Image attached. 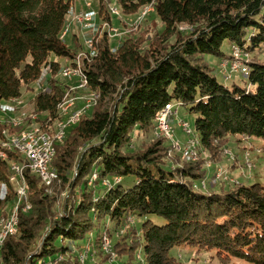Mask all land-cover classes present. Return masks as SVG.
Returning <instances> with one entry per match:
<instances>
[{
  "label": "trees",
  "instance_id": "1",
  "mask_svg": "<svg viewBox=\"0 0 264 264\" xmlns=\"http://www.w3.org/2000/svg\"><path fill=\"white\" fill-rule=\"evenodd\" d=\"M77 1L0 0V114L4 102L21 99L24 90L34 92L38 84L42 89L33 100L43 127L60 119L65 96L56 78L60 59L69 62L78 54L62 33ZM108 4L98 0V11L103 21L112 22ZM117 4L125 15L154 6L163 29L152 38L150 31L125 38L116 51L104 33L97 54L84 61L90 87L101 95L97 110L56 145L52 169L57 179L50 187L25 170L32 208L19 215L18 233L5 240L1 263L81 264L77 257L59 260L70 253L69 243L80 247L92 231L100 241V230L113 234L127 226L128 234L115 245L118 255L128 259L125 264L133 260L137 244L146 264H178L171 251L183 246L264 264V184L204 193L195 184L206 171L196 164L167 166L160 142L141 153L126 152L133 132H150L169 104L195 116L201 146L211 154L229 137L264 141V0ZM182 26L191 30L183 33ZM225 44L244 54L245 86L220 82L207 61V56L231 58ZM45 69L48 77L42 79ZM7 127L0 117V139ZM94 174L98 178L89 186ZM11 175L9 163L0 159V180L14 191ZM151 216L166 224L157 225ZM131 218L146 221L130 227ZM129 236L137 237L135 246L128 244Z\"/></svg>",
  "mask_w": 264,
  "mask_h": 264
},
{
  "label": "rangeland",
  "instance_id": "2",
  "mask_svg": "<svg viewBox=\"0 0 264 264\" xmlns=\"http://www.w3.org/2000/svg\"><path fill=\"white\" fill-rule=\"evenodd\" d=\"M87 3L92 4L91 11L97 15V18H95L94 22L97 25L96 28H99V31L97 30L96 33L97 41L95 40L93 49L94 52L104 33L108 34L109 39L112 42V49L113 51H116L125 38L139 37L143 31H150L151 33L150 35H147V37L152 38L154 33L163 29V24L157 17L154 6L145 7L135 15H125L118 6L117 0H109L108 9L113 17V21L108 22L103 21L99 14L98 0H79L71 9L66 21L64 30L69 28L70 31L64 39L62 38L68 47L77 49L78 53L84 50V52L87 54L89 51H91V49H87L84 44L86 34L80 32L81 28L76 26L77 24L75 22V16L79 12L88 10L86 8ZM113 10L116 12L114 13ZM112 28L118 30L122 35L119 34L117 37L111 36ZM190 30L191 27L189 26H182L180 28V31L183 33H186ZM224 51L229 54L231 58L220 59L214 56H207L208 63L212 68L215 69V75L220 82L226 84L227 86H232L233 83L245 86V82H243L242 76L239 74H233L231 78H223L221 70L224 71V65L229 66L226 67V72H230V65L233 63V61H235L233 48H230L228 44H225ZM261 60L264 62V55L261 57ZM60 63L61 68L58 75H56V78L58 79L62 88L65 89V102L73 100L75 103L70 109L69 113L71 114L74 112H81L80 120L75 125L77 126L83 119L92 117L93 113L97 110L101 100V95L90 87V82H88L86 87H81V85H84V79H82L80 76H71V78L65 77L64 70L69 62H67L65 59H60ZM48 72V69L43 71L42 79H46L48 77ZM41 89L42 88L40 85L37 84L35 86L34 92L24 90L23 97L19 101H16L13 105L15 108L14 111H9V113L7 110L3 111L1 109V120L8 124V127L2 131V139L5 138V134L12 135L20 133L24 130L32 129L34 127H43L41 121L44 120V117L35 113V104L33 100L34 96ZM9 104V102H4L2 106ZM172 110L173 114L170 117L169 122L172 133L171 137H167L162 131H157L159 121L156 118L150 132H133V139L131 140L129 147L126 148V152L131 154L141 153L160 142V149L162 150L160 155L163 157V161L167 164V166L171 167L172 169H176L188 166L190 164H196L201 166L203 171H206V178L195 184L197 190L204 193L220 189L221 187L228 188L235 184H264L263 140L248 139L244 137H229L220 143L216 154H211L201 146L199 139L200 135L197 133L194 126L195 116L189 114L185 108H182L178 105H174ZM175 111L176 114L174 115ZM56 122L48 126L46 129L48 131L55 132L57 126ZM185 122L190 124L191 134L186 132L181 126V123ZM179 144L181 146H179ZM94 180H91L89 186L93 184ZM0 184H3L1 180ZM106 184H108L107 181ZM44 186L50 187V185L47 186L45 184ZM66 194L67 192H65L63 195L65 196ZM20 203L21 200L16 196V193H14L13 189L10 187L7 200L0 203V217L2 215L6 217L14 213L16 208L20 206ZM29 205L31 206L29 209L25 208V210H23L24 208H22V213H28L31 210L32 205L30 203V199ZM20 214H18V216ZM150 220L160 226L166 224L165 219L162 217L151 216ZM145 221L146 219L144 218H131L129 219L130 227L136 226L137 228H140ZM127 229H129L127 226L120 228L115 230L113 234H108L107 231L100 230L99 232H102V238L100 241H98L96 232L92 231L89 233V238L86 239L85 244L81 245L80 247L75 242L69 243L70 253L64 256L61 255L59 260L71 261V257H75V259L77 257L76 261L81 264H125L128 259L125 255H118L117 251H115V245L118 241H121L122 237H125L128 234ZM135 237L129 236V245L135 246L137 244L136 242H138V240L136 239L137 237ZM137 245H139V248L134 254L133 260H130L128 264L147 263L145 254L142 251V248H140L141 245ZM171 255L176 258V260L179 262L178 264H250L244 260L235 258L231 260H225L218 254L217 251L201 250L192 246L177 247L171 251ZM0 264H2L1 258Z\"/></svg>",
  "mask_w": 264,
  "mask_h": 264
},
{
  "label": "built area",
  "instance_id": "3",
  "mask_svg": "<svg viewBox=\"0 0 264 264\" xmlns=\"http://www.w3.org/2000/svg\"><path fill=\"white\" fill-rule=\"evenodd\" d=\"M92 5L86 4L87 11L79 12V17L76 19V26H79L80 32L86 34V38L84 41L85 46L87 49H91V42L93 41L94 34L96 32V23L94 22L96 18V14L91 11ZM119 34L116 33V29L112 28L111 36L117 37ZM86 49V50H87ZM85 50V51H86ZM234 55L237 58L235 63H231L230 65V72L238 74V66L239 60L244 57V54H240L239 49L237 47L233 48ZM95 52L89 51L87 54L83 51L77 54V65H82V72H75L74 67H65V77L71 78V75H80L82 79H84V84H88V77L84 72L83 66L84 61H90V58L94 56ZM227 64V63H226ZM226 67L228 65H224V71L227 70ZM240 76L242 74H239ZM74 101H72V107L74 106ZM5 110L4 108H1ZM81 113V112H80ZM80 113L74 112L71 118H67L64 123L61 124V134L56 137L57 138H66V135L69 129L78 123L80 119ZM172 110H170V104L165 107V113L162 115H158L163 119V129H167V134L169 137L172 136L171 128L169 126V116H172ZM176 114V112H175ZM181 126L186 131V127L188 123H181ZM19 140V147L26 149L28 152V159H25L26 165H33L36 168H41L44 177H46V170L49 169L50 166V159L55 151L54 141H41V139H37V132H31L30 135H26L25 137H21ZM14 155V148H8L5 144H2V138L0 139V159L3 161H7L9 163L10 171L14 179L17 180L18 188H21L22 192V199L20 206L16 208V217L14 218L13 224L2 226L0 227V247H3L5 242H2V231L3 229H10L11 231L16 230L17 228V214L22 213V208H29V197L27 196V187L24 185V180H18V176L16 174L15 165L13 164V156ZM108 183V182H107ZM0 186H5V195H0V203L3 199H7V187L6 184H0ZM2 217V216H1Z\"/></svg>",
  "mask_w": 264,
  "mask_h": 264
},
{
  "label": "bare ground",
  "instance_id": "4",
  "mask_svg": "<svg viewBox=\"0 0 264 264\" xmlns=\"http://www.w3.org/2000/svg\"><path fill=\"white\" fill-rule=\"evenodd\" d=\"M92 4L88 3V5H92ZM113 12L115 13L116 11L113 10ZM78 17H79V13L75 16V22H76V19ZM96 27H97V25H96ZM98 29L96 28V32L94 34L93 41L91 42V52H94L93 49H94L95 40L97 41V39H96V33H97V30ZM69 31H70L69 28H67L66 30L63 31V33H62V38L63 39L67 36V34L69 33ZM116 33L121 34V33H119L118 30H116ZM239 52H240V54H243L242 51L239 50ZM96 54H97V51L95 49L94 56ZM94 56H92L91 59H93ZM236 59L237 58L235 57V60ZM233 63H235V61H233ZM74 66H75V72H82V65H77V56L75 57V59H73L72 61H69V63L67 64V67H74ZM221 72H222V75H223V77L225 79H227L228 77L231 78V76L233 74H235V73H232V72H226V71H222V70H221ZM248 72L249 71L245 67V64H244V62L242 61V58H241L239 60L238 74H242L241 76L243 78L247 79V78H249L248 77V75H249ZM64 76H65V70H64ZM71 76H80V75H71ZM86 85L87 84L81 85V87H86ZM97 96H99V95H97ZM91 98H93V97H91ZM19 100L20 99L9 101V103H10L9 105L1 106V108H4L5 109V110H3V109L2 110L3 111H6L7 110L8 112L9 111H14L15 108L13 107V105H14V103L16 101H19ZM72 101L73 100H71V101L69 100L68 102H65V100H64L63 103L60 105V107H59V116H60V119L56 122L57 126H56V129H55V132L48 131L47 129H44L42 126L41 127L38 126V127H34L32 129H28V130H24V131H21L20 133H16V134H12V135L5 134L6 135L5 138L2 139V144H5V146L8 147V148H14V153L17 154L18 156H20V160L13 159V164L15 165V169H16V174L18 176V180H24V185L28 188L27 189V196L28 197H29V185L27 183V180H26V177H25V174H24L25 170H29L31 173H33L36 176H38L41 179V181L43 182V184H45L47 186L51 185L53 183V181L57 179V173L52 169V162H53L54 157L56 155V145L59 144V143H62L63 140L65 139V138H57L56 139V137L61 134V127H58V126H61V124L64 123V121L67 118H71L73 116V113H71V114L69 113L70 109L72 108ZM86 101H88V100H86ZM95 102H96V100H95ZM19 103L22 104L21 102H19ZM94 104H96V103H94ZM173 108H174V105L173 104H170V110H172ZM164 113H165V108L162 111H160L158 113V115H162ZM174 115H175V113H174ZM62 118H64V119H62ZM157 119L159 121V126H158L157 131L158 130L159 131H162L163 134H165L167 137H169V135L167 134V129H163V119L161 117H159V116H157ZM167 119H169V122H170V116ZM75 125H73V126H75ZM31 132H37V139H41V141H54L55 151H54V153H53V155H52V157L50 159V166L51 167H49V169L46 170V177H44L43 172L41 171V168H36L33 165H26L25 159H28V152H27L26 149H23L22 147H19V140H17V139H20L21 137H25L26 135H30ZM186 132H188V133L191 132L190 124H188V126L186 127ZM179 146H181V145L179 144ZM180 151H181V149H180ZM96 178H97V174H94L92 179L94 180ZM9 183L13 186L14 192L16 193V196L21 200L22 199V192H21V188H18L17 180L14 179L13 176H10ZM3 184H6L7 193H8L9 188H8L7 183H3ZM0 195H5V186H0ZM4 200H6V199H3L2 201H4ZM30 207L31 206L29 205V208ZM29 208H27V209H29ZM23 210H25V208ZM15 217H16V210H15L14 213H12L11 215H8L6 217L2 215V217H0V227L13 224V221H14V218ZM17 223H19V216H18V214H17ZM17 233H18V225H17L16 230H13V231H11L10 229H3V231H2V242H5V240H6V238L8 236L15 235ZM1 248L2 247H0V251H1Z\"/></svg>",
  "mask_w": 264,
  "mask_h": 264
},
{
  "label": "crops",
  "instance_id": "5",
  "mask_svg": "<svg viewBox=\"0 0 264 264\" xmlns=\"http://www.w3.org/2000/svg\"><path fill=\"white\" fill-rule=\"evenodd\" d=\"M80 7V6H79Z\"/></svg>",
  "mask_w": 264,
  "mask_h": 264
}]
</instances>
